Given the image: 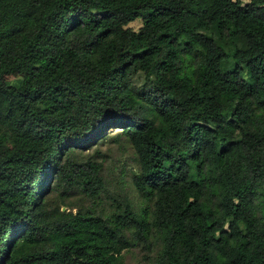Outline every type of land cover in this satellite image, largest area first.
I'll return each mask as SVG.
<instances>
[{"label":"trees","instance_id":"trees-1","mask_svg":"<svg viewBox=\"0 0 264 264\" xmlns=\"http://www.w3.org/2000/svg\"><path fill=\"white\" fill-rule=\"evenodd\" d=\"M122 138L140 212L99 206L98 147ZM137 242L264 264V0H0V264H125Z\"/></svg>","mask_w":264,"mask_h":264},{"label":"rangeland","instance_id":"rangeland-1","mask_svg":"<svg viewBox=\"0 0 264 264\" xmlns=\"http://www.w3.org/2000/svg\"><path fill=\"white\" fill-rule=\"evenodd\" d=\"M128 26L134 30H138L142 26V23L141 20L137 19L129 23ZM206 33L212 35L216 40L220 37L218 31H206ZM222 45L226 51H234L241 46L237 40H233L229 46L224 42H222ZM185 59L189 61V58L185 57ZM234 67L235 61L230 59L227 68L232 70ZM115 132L113 130L110 134H114ZM119 142L115 145L104 142L98 147L106 154L105 172L112 179L109 182L108 190L103 193V198L99 201V206L103 210L108 211L114 199L127 197L133 203L135 210L140 212L146 206V201L140 196L132 180L133 175L139 170L137 157L133 146L126 138H122ZM149 207L151 208V205ZM65 208L63 207L62 209ZM128 236H130V231H128ZM157 251L158 243L153 244L152 250L149 252L142 242H137L129 249L124 250V262L125 264H152Z\"/></svg>","mask_w":264,"mask_h":264}]
</instances>
